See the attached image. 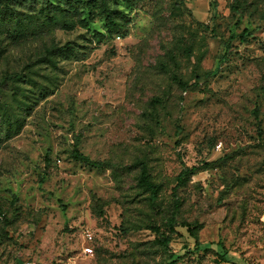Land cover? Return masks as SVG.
I'll list each match as a JSON object with an SVG mask.
<instances>
[{
    "label": "rangeland",
    "instance_id": "374dc122",
    "mask_svg": "<svg viewBox=\"0 0 264 264\" xmlns=\"http://www.w3.org/2000/svg\"><path fill=\"white\" fill-rule=\"evenodd\" d=\"M170 222L264 264V0H0V264H161Z\"/></svg>",
    "mask_w": 264,
    "mask_h": 264
},
{
    "label": "trees",
    "instance_id": "16d2710c",
    "mask_svg": "<svg viewBox=\"0 0 264 264\" xmlns=\"http://www.w3.org/2000/svg\"><path fill=\"white\" fill-rule=\"evenodd\" d=\"M103 2L105 3V5L107 4V0H103ZM233 9H238V8H236V6H233ZM107 20H108V23L110 25H112V24L114 25L116 23L114 15L112 14V12H109V14L107 15ZM249 33H250L249 30L245 29L240 35L242 40L245 39V37ZM234 38H235L234 35H232V36H230L228 41H230ZM229 48H230V43L227 42V51ZM227 51L223 55L221 60L219 61V65H220V63H222L226 60ZM215 71L216 70H212L209 73H214ZM77 157L82 159V155L80 153L77 154ZM89 164L94 166V167H102L104 165V162H102V161H91V162H89ZM197 169H198V166H196V165L191 166V167L185 166L177 176L178 185L184 184L186 177L193 174ZM139 179H140L139 180L140 184L150 192L151 198L153 200L156 199L157 193H158V188H157V185L150 179L149 170L145 164L141 166ZM169 226L173 231H176V232L179 231L178 227L184 228L186 235H187L188 243L183 245L179 251H176V252L172 253L171 255H169V257L167 259H165L161 264H172L175 261L181 259L183 256H185L189 253H196V252L200 251V249L203 247L199 241L198 235L196 234V231L198 229L196 223L183 222V223H180L179 225H175L173 222H170ZM152 229H154V231L159 230V228H156V227L152 228ZM163 242L165 244H168L170 242V238H164ZM212 244L213 243L211 242V245Z\"/></svg>",
    "mask_w": 264,
    "mask_h": 264
},
{
    "label": "built area",
    "instance_id": "2783aa9c",
    "mask_svg": "<svg viewBox=\"0 0 264 264\" xmlns=\"http://www.w3.org/2000/svg\"><path fill=\"white\" fill-rule=\"evenodd\" d=\"M91 240H93V235L90 232H87L86 241L89 242ZM83 251L85 254H91L93 253V248L90 245H87L83 247ZM32 264H46V263H32Z\"/></svg>",
    "mask_w": 264,
    "mask_h": 264
}]
</instances>
